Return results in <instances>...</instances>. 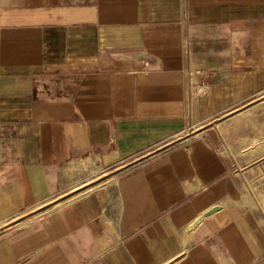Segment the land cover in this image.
Here are the masks:
<instances>
[{
	"label": "crops",
	"instance_id": "obj_1",
	"mask_svg": "<svg viewBox=\"0 0 264 264\" xmlns=\"http://www.w3.org/2000/svg\"><path fill=\"white\" fill-rule=\"evenodd\" d=\"M263 102L264 0H0V264H264Z\"/></svg>",
	"mask_w": 264,
	"mask_h": 264
},
{
	"label": "rangeland",
	"instance_id": "obj_2",
	"mask_svg": "<svg viewBox=\"0 0 264 264\" xmlns=\"http://www.w3.org/2000/svg\"><path fill=\"white\" fill-rule=\"evenodd\" d=\"M256 103V102H255ZM262 108L254 109L251 120L245 121L244 118L238 123L242 125L245 130H239L238 132L252 133L255 138L264 139V102ZM246 123V124H245ZM259 141H254L253 145H257Z\"/></svg>",
	"mask_w": 264,
	"mask_h": 264
},
{
	"label": "built area",
	"instance_id": "obj_3",
	"mask_svg": "<svg viewBox=\"0 0 264 264\" xmlns=\"http://www.w3.org/2000/svg\"><path fill=\"white\" fill-rule=\"evenodd\" d=\"M197 73L201 74V80L198 84H194L193 93L194 95H203L209 85L208 72L197 70ZM191 87L189 88V94H191Z\"/></svg>",
	"mask_w": 264,
	"mask_h": 264
},
{
	"label": "water",
	"instance_id": "obj_4",
	"mask_svg": "<svg viewBox=\"0 0 264 264\" xmlns=\"http://www.w3.org/2000/svg\"><path fill=\"white\" fill-rule=\"evenodd\" d=\"M220 206L219 205H216V206H213L211 207L208 211H206L205 214L209 213V212H212L213 210H216L218 209ZM198 222V219L196 221H194V223H192L187 229L186 231L190 230L196 223Z\"/></svg>",
	"mask_w": 264,
	"mask_h": 264
}]
</instances>
